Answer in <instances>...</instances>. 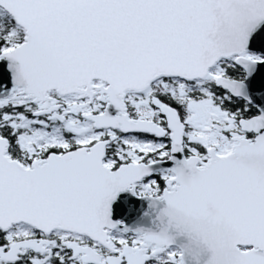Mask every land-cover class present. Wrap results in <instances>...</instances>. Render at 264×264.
Segmentation results:
<instances>
[{
	"label": "snow or ice",
	"instance_id": "obj_1",
	"mask_svg": "<svg viewBox=\"0 0 264 264\" xmlns=\"http://www.w3.org/2000/svg\"><path fill=\"white\" fill-rule=\"evenodd\" d=\"M0 264H264V0H0Z\"/></svg>",
	"mask_w": 264,
	"mask_h": 264
}]
</instances>
